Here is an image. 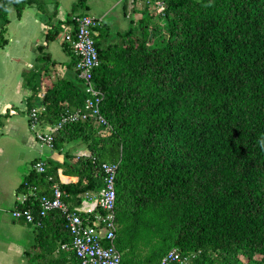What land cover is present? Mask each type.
I'll return each mask as SVG.
<instances>
[{
    "label": "trees",
    "instance_id": "16d2710c",
    "mask_svg": "<svg viewBox=\"0 0 264 264\" xmlns=\"http://www.w3.org/2000/svg\"><path fill=\"white\" fill-rule=\"evenodd\" d=\"M86 1L72 4L66 25ZM158 1L160 12L146 7L133 27L110 34L112 45L101 49L95 32L103 26L94 27L99 66L92 83L107 124L91 116L66 121L53 148L43 146L64 153L62 163L34 160L45 171L31 169L19 185L18 194L31 193L15 209L30 210L46 228L27 253L30 264H77L71 249H60L71 240L65 216L41 217L39 199L53 185L65 202L97 193L106 162L117 166L114 245L121 264H160L173 248L189 264H264V0ZM33 3L0 0V46L8 14L20 17ZM64 23L51 24L48 41ZM64 49L65 73L50 86L42 82L55 62L44 46L22 73L28 108L42 95V126L85 111L89 95L77 57L67 43ZM78 142L88 154L75 158L64 147ZM58 172L77 181L63 184Z\"/></svg>",
    "mask_w": 264,
    "mask_h": 264
},
{
    "label": "built area",
    "instance_id": "2783aa9c",
    "mask_svg": "<svg viewBox=\"0 0 264 264\" xmlns=\"http://www.w3.org/2000/svg\"><path fill=\"white\" fill-rule=\"evenodd\" d=\"M155 10L161 11L162 4L155 0ZM72 24L65 26L62 32V41H70L73 54L77 57L75 68L78 76L84 81L85 91L88 98L85 99V111H77L69 116H64L60 122L54 125L44 126V131L37 130L40 121L39 113L42 107H31L28 110L30 128L35 132L40 146L53 148V134L57 132L66 121L85 120L88 116L93 117L98 124L106 126L105 119L100 114L101 93L94 87L93 70L99 66L98 51L94 45L92 36L94 27L99 23L96 17L91 15H73ZM35 172L43 173L45 165L41 162L34 164ZM104 173L103 186L97 193L84 192L86 203L81 209H70L62 200V191L57 185H53L50 195H43L39 199V215L44 217L49 212L58 211L67 220V229L71 240L70 244L61 245L60 249H71L77 258V264H121V255L114 245L116 221L115 201L116 193L114 178L116 173L115 163H102ZM95 202L94 204L92 202ZM100 209L102 213H95ZM81 212H92V216L82 217ZM14 219H24L32 223L33 216L28 209L12 211ZM106 244V246H105ZM189 264V258L175 248L169 250L163 256L160 264Z\"/></svg>",
    "mask_w": 264,
    "mask_h": 264
},
{
    "label": "rangeland",
    "instance_id": "374dc122",
    "mask_svg": "<svg viewBox=\"0 0 264 264\" xmlns=\"http://www.w3.org/2000/svg\"><path fill=\"white\" fill-rule=\"evenodd\" d=\"M75 1L61 0V4L71 13V3H75ZM111 1L113 0H91L90 2L94 9L102 10ZM45 2H50V0H34L32 6H27L23 10L20 19H16L12 12L8 14L10 22L8 27L6 26L5 34H3L4 40L6 39L8 43L5 46L3 44L0 46V81L3 80L5 82L1 89L0 101L7 97L11 99L3 110L0 106L2 113V116H0V147L2 149V152H0V264H30L28 261L23 263L25 258L19 257L18 254V251L22 249L25 251L31 250L30 243L32 239L28 232L23 231L17 224L20 222H14L16 219L12 217V210L15 208V196L11 188L20 182L24 175L31 171V165L34 159L37 157L45 159L44 152L39 156L37 151L30 150L23 145L24 136L26 134L29 135L28 132L31 133L29 130L30 121L28 126L27 120L26 91L24 89L14 90L15 81L19 79L20 74L17 64L10 53L15 49L19 51L15 47L17 46L19 38L25 34L26 38H28L27 44L29 49L25 54L26 58L22 59L21 65H27L28 62L32 65L35 64L34 59L38 54L36 50L37 46H34L36 41H38L36 45H41L45 48L48 46L53 58L60 59L61 57L67 58L68 56V53L62 49L59 36L48 41L43 31H41L40 26L42 25L43 18L36 14H42L38 10L45 5ZM94 9H87L85 4V6L76 9L75 12L78 15L86 14L97 16V12ZM111 17L110 15L105 20L109 21ZM18 21L21 26L17 25ZM128 26L129 28L133 27L130 23ZM109 29L112 31L114 28L110 26ZM20 30L23 34H18ZM64 43L70 46V41H65ZM22 47L24 46L22 45ZM20 71H23L22 67H20ZM35 103L41 106L40 100L37 97ZM26 122L29 131H27ZM13 123H18L21 129L12 132L10 125H13ZM23 132L25 134L24 136ZM68 146L66 145L64 148L67 149ZM43 149V151L48 152L46 147ZM92 203L94 204L95 202L93 201ZM14 223L16 225H13ZM19 229L22 233L19 232ZM30 229L32 232H37L33 227ZM11 242H15L19 248H16L15 244L14 246L10 244ZM65 251L69 252L68 249H65Z\"/></svg>",
    "mask_w": 264,
    "mask_h": 264
},
{
    "label": "crops",
    "instance_id": "0c3cea01",
    "mask_svg": "<svg viewBox=\"0 0 264 264\" xmlns=\"http://www.w3.org/2000/svg\"><path fill=\"white\" fill-rule=\"evenodd\" d=\"M90 1L91 0L86 1L87 9H91V8L94 9L91 6ZM72 4L73 3H71V7H72ZM146 7H147V1L146 0H113L110 2V4L106 8H104L102 10L94 9L97 12L96 15L98 16V17L97 16H94V17H96L98 20H100V25L103 26L101 28H98L95 32L96 37H97L98 42H99V47L102 49L104 47H107L109 45L116 43V41H114V36H110V34H123L126 30H128V28H129L128 24L129 23L130 24L134 23V25L136 24L137 20L140 19V17L142 16L143 10ZM119 8H121V9H119ZM147 8L149 10L148 12H152L155 10L154 9L155 5L149 4ZM38 11L42 13V14H36V15L41 16L43 18L42 25L40 26L41 31H43V34H46V32L49 30V28L51 30V27H50L51 24H54L56 22H59V23L67 22L65 20L68 17V15L70 14V12L67 11L66 7H64L61 4V0H50V2H45V5L43 7H41ZM12 13H14V12H12ZM71 14H73V13H71ZM74 14H77V12H74ZM14 15H15L16 19H20L22 16V14H21L20 17H17L15 13H14ZM110 15L112 16L111 19L109 21H106L105 18L110 16ZM17 25L21 26L19 24V21L17 22ZM65 26H67L66 23L62 24L61 28L64 29ZM110 26H113V28H114L112 31H110V29H109ZM7 27H8V25H7ZM61 33L62 32H60V34H59V37L61 39L60 43L62 44V49L64 51H66L64 49L65 43H64V41H62V36H61L62 34ZM18 34H23V32L20 30V32ZM27 40H28V38H26L25 34L22 35L21 38H19V40L17 42V46L15 47V48H18L19 51L15 49L11 53L8 52L11 54V57L13 58L15 63L17 64V68H18V71L20 74L19 79H17L15 81L14 90L18 91V89H21V90L24 89L26 91V94H25L26 98L29 95V91L26 88H24V86L22 85V73L24 71L30 70V68H32V66H33L30 62H28L27 65H23V64L21 65V61H22V59L26 58L25 54H26L27 50L29 49L28 44H27ZM37 42L38 41L35 42L34 46H37L36 45ZM7 43H8V41H6V39H5L3 46H5ZM22 45L24 47H22ZM45 50H46V52H48L50 54L51 59L55 62L54 66H51L49 68L48 75H44V79L42 82V85L50 86L51 82L54 81L57 77L63 76V74L65 73V70H66V68H65L66 64L70 58L68 55L67 58L61 57L60 59H56V58L52 57L51 51L49 50L48 46H47V48H45ZM20 67H22V70H23L22 72L20 71ZM4 83L5 82L3 80L0 81V94H1V89H2V86L4 85ZM41 96L42 95L40 93L37 98L40 100ZM10 100L11 99L9 97H7V98L0 101V106H1L2 110L10 102ZM35 105L38 106V104H36V103H35ZM26 106H27V104H26ZM27 110H28V106H27ZM0 116H2L1 111H0ZM27 116H28V113H27ZM27 120H28V126H29V121H30L29 116H28ZM10 126H11L12 132H16L17 130L21 129L18 123H13V125L11 124ZM26 127H27V122H26ZM43 128H44V126L39 125L37 130H39L40 132H43L44 131ZM29 130L31 131V133L28 132L29 135L28 134L25 135L23 132V136L25 135L24 139H23V145L30 150L37 151V154L39 156H41L43 152L45 154V157H44L45 159H42L40 157H37L36 159L42 160L44 162L49 160V161L56 162V163H62L63 156L65 154L62 152L58 153V152L53 151L51 149H48V152L43 151L45 149H43V147L40 146V143L38 141H36L35 132H33V130H31L30 126H29ZM29 130L27 127V131H29ZM25 133H26V131H25ZM71 147H73V149H71ZM67 148L70 149V154L72 156H74L75 158H77L81 155L88 154V151L86 150V148L82 142L75 143V144H73V146L69 145ZM0 152H2L1 147H0ZM36 159H34V160H36ZM33 165L34 164L31 165V169H33V167H32ZM58 174H59V180L63 184L74 183L77 181V177H74V176L67 177V176L62 175L59 172H58ZM26 175L23 176V178L20 182H18L16 185H14L11 188L13 191V194L15 196L14 205H16L17 202H23L28 195L30 196L31 190H29V193L26 194L27 196L17 193V189H18L19 185L21 184V182L23 181V179L26 177ZM87 192H89L90 195L94 194V192H91V191H87ZM89 202H91V201L86 200L82 194V195H77L76 198H71V200H68V202H66V203L70 209H81L82 207L86 206V203H89ZM49 213H51V212H49ZM81 214L83 215V217H86V216L90 217L93 215L92 212H89V213L81 212ZM14 222H20L17 224L23 229V231H25V232L27 231L28 234L31 236V239H32V241L30 243L31 253H30V251H25L24 249L18 251L19 257L25 258V261L23 263H25L26 261L29 262V258H28L27 253L32 254V252L34 250H36V248L34 249V244L37 240L40 239V232H42V230H45L46 228L45 229L39 228L40 222L30 223L24 219H17V220H14ZM13 225H16V223H14ZM31 227H33L37 232H32L30 229ZM47 229H48V232L52 229L50 227V224L47 225ZM19 232L22 233V231L20 229H19ZM43 233H45V232H43ZM10 244H12L14 246L15 242H13V243L11 242ZM15 246H16V248H19L18 245L15 244Z\"/></svg>",
    "mask_w": 264,
    "mask_h": 264
},
{
    "label": "clouds",
    "instance_id": "9594fccd",
    "mask_svg": "<svg viewBox=\"0 0 264 264\" xmlns=\"http://www.w3.org/2000/svg\"><path fill=\"white\" fill-rule=\"evenodd\" d=\"M37 107V106H36ZM38 107H40V105H38ZM30 108H28V110H29ZM28 110H27V112H28ZM39 125H41V123L39 124Z\"/></svg>",
    "mask_w": 264,
    "mask_h": 264
}]
</instances>
